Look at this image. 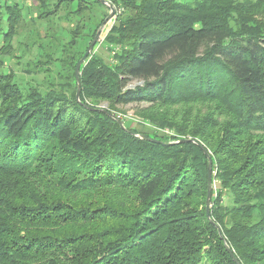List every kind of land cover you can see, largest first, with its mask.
I'll return each instance as SVG.
<instances>
[{
    "label": "trees",
    "instance_id": "1",
    "mask_svg": "<svg viewBox=\"0 0 264 264\" xmlns=\"http://www.w3.org/2000/svg\"><path fill=\"white\" fill-rule=\"evenodd\" d=\"M19 1L0 0L2 56L26 22ZM31 1L42 20L64 0ZM107 1L111 62L80 67L83 105L82 56L60 63L64 88L23 92L0 72V264H235L225 243L264 264V0ZM86 4L105 7L73 13ZM39 51L36 63L58 47ZM97 101L113 115L145 105L151 133L85 107Z\"/></svg>",
    "mask_w": 264,
    "mask_h": 264
},
{
    "label": "rangeland",
    "instance_id": "2",
    "mask_svg": "<svg viewBox=\"0 0 264 264\" xmlns=\"http://www.w3.org/2000/svg\"><path fill=\"white\" fill-rule=\"evenodd\" d=\"M51 3L53 2L50 0V4ZM19 5L26 17V22L13 40L14 51L11 57L0 55V72L13 73L16 84H18L23 92H26L30 87L44 91L49 87L60 85L64 88L70 85L69 83L71 81L68 76L70 72L66 67L62 69L63 67L60 63L72 62L74 58L83 56V53H85L96 34V29L99 28V25H101L108 16V8H102L100 5H93L91 7L90 4H86L88 8H82L81 12L74 14L73 11L77 10V0H64L62 1L63 7L55 13L54 16H48L42 18V20H37L35 15L38 6L35 2L31 0H22L19 1ZM2 16L3 22L0 24L2 25L1 30L4 32L7 29L6 23L4 22L6 15L3 14ZM115 19L116 16L112 17L105 24L90 57L92 55H97L103 58L105 62H111L112 56L108 50L104 48V42L115 23ZM69 32H71V41L75 40V42H71L70 55L67 57L64 54L65 57L62 60L61 57L63 56L60 55L61 49L65 48V44L69 41ZM1 41L2 34L0 32V44ZM39 46L46 49L48 47L52 49L57 46L58 52L54 55L52 60L42 57L40 62L36 63L40 56ZM136 84L138 83L134 82L132 86ZM92 107H105L106 110H109L108 104L104 101L94 102L92 103ZM144 107L146 106L143 104L140 106L137 104H130L124 107H116V114L114 113V115H116L119 120L124 119L126 126H131L140 132L151 133L148 127L143 125L138 118V110Z\"/></svg>",
    "mask_w": 264,
    "mask_h": 264
},
{
    "label": "water",
    "instance_id": "3",
    "mask_svg": "<svg viewBox=\"0 0 264 264\" xmlns=\"http://www.w3.org/2000/svg\"><path fill=\"white\" fill-rule=\"evenodd\" d=\"M101 4H103L105 7L108 8L109 10V14L108 16L104 19V21L101 23V25H99V28L97 29L96 31V34L93 38V40L91 41V43L89 44V46L87 47L85 53H83V56L79 59V61L77 62L76 66L74 67L75 68V78H76V83H77V89H76V95H75V98H76V101L81 104L80 100H79V94H80V80H79V70H80V67L82 65H84V63L87 61V59L90 57L92 51H93V48L95 46V44L98 42L99 40V37H100V34L105 26V24L112 18L115 16V9L113 7V5L107 1V0H98ZM83 105V104H81ZM86 108L90 109L91 111H97V112H101V113H104L108 116H110L111 118L114 119V121H116L120 127L125 130L122 122L119 120V118H117L115 115H113L112 113H109L105 107H102V108H91V107H88V106H85ZM136 136L142 140H145V141H149V142H155V143H159L157 140L153 139V138H149L145 135H141V134H136ZM185 142H193L195 143V145H197L198 143L195 142L194 140H191V139H182L178 142H175V144L177 143H185ZM170 144H173V143H169ZM163 145H168V144H163ZM168 145V146H169ZM204 154L206 155L207 157V160H208V171L207 172V193H206V201H205V212L206 213V216L208 218H210V202H211V193H212V189H213V185L212 184V166H211V158L209 156V154L204 151ZM217 227V226H216ZM218 232L220 233L219 229H218ZM224 247H225V250L227 251V253L230 255L231 259L233 260V262L235 264H240L238 262V260L234 257L233 255V252L230 250L229 246L225 243L224 244Z\"/></svg>",
    "mask_w": 264,
    "mask_h": 264
}]
</instances>
